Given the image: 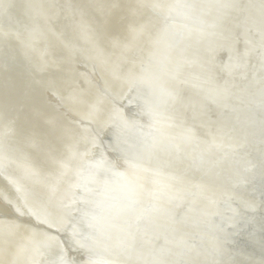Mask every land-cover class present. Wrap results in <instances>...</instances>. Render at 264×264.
Instances as JSON below:
<instances>
[{
    "label": "water",
    "instance_id": "1",
    "mask_svg": "<svg viewBox=\"0 0 264 264\" xmlns=\"http://www.w3.org/2000/svg\"><path fill=\"white\" fill-rule=\"evenodd\" d=\"M169 13L152 80L133 77L125 99L135 100L126 111L139 117L129 128L117 116L105 134L113 162L135 173L130 179L128 170L115 174L110 165V175L98 169L103 156L96 157L65 233L74 264L93 256V247L101 256L92 264H215L238 260L245 233L261 228L256 237L264 241V0H177ZM147 120L151 128L141 125ZM101 176L108 182L90 195L89 183ZM190 182L223 185L212 205L217 215L192 222V237L175 253L167 254L169 243L157 255L144 253L148 244L158 248L152 243L161 224L175 213L170 203ZM59 260L57 253L52 262L68 264Z\"/></svg>",
    "mask_w": 264,
    "mask_h": 264
},
{
    "label": "bare ground",
    "instance_id": "2",
    "mask_svg": "<svg viewBox=\"0 0 264 264\" xmlns=\"http://www.w3.org/2000/svg\"><path fill=\"white\" fill-rule=\"evenodd\" d=\"M176 2L0 0V264H54L57 253L59 263L74 264L65 233L96 157L105 161L99 170L111 175L112 165L115 174L126 169L132 178V165L113 162L105 134L118 118L128 125L139 117L126 111L135 100L125 99L132 95L133 77L152 80L159 61L155 47ZM106 182L93 178L86 190L91 195ZM215 186L190 182L184 196L170 203L175 213L161 224L152 243L158 248L148 244L144 253L157 255L163 243H169L168 255L175 253L192 237V222L214 218L212 205L226 190ZM200 209H209L201 219ZM260 232L245 233L238 260L224 259L264 264ZM76 233L82 235L80 227ZM93 248V256L78 264L99 259Z\"/></svg>",
    "mask_w": 264,
    "mask_h": 264
},
{
    "label": "snow or ice",
    "instance_id": "3",
    "mask_svg": "<svg viewBox=\"0 0 264 264\" xmlns=\"http://www.w3.org/2000/svg\"><path fill=\"white\" fill-rule=\"evenodd\" d=\"M5 264H8V262H5ZM218 264H244V262L235 260H221L218 262Z\"/></svg>",
    "mask_w": 264,
    "mask_h": 264
}]
</instances>
